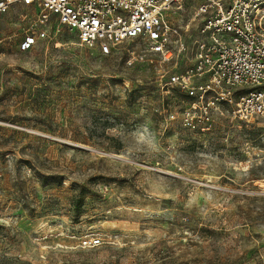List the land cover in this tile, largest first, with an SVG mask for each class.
Returning <instances> with one entry per match:
<instances>
[{"label": "rangeland", "instance_id": "rangeland-1", "mask_svg": "<svg viewBox=\"0 0 264 264\" xmlns=\"http://www.w3.org/2000/svg\"><path fill=\"white\" fill-rule=\"evenodd\" d=\"M32 16L0 21V264H264V120L171 88L139 39L20 52Z\"/></svg>", "mask_w": 264, "mask_h": 264}, {"label": "built area", "instance_id": "built-area-1", "mask_svg": "<svg viewBox=\"0 0 264 264\" xmlns=\"http://www.w3.org/2000/svg\"><path fill=\"white\" fill-rule=\"evenodd\" d=\"M187 1L191 17L180 28L174 18ZM16 5L33 9L20 52L46 40L50 30L73 32L100 56L139 39L161 63H183L171 88L208 107H228L237 121L264 120V0H0V21ZM84 243L95 247L100 240Z\"/></svg>", "mask_w": 264, "mask_h": 264}]
</instances>
